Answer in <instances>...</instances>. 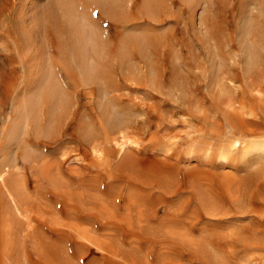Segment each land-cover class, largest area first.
Masks as SVG:
<instances>
[{
	"label": "rangeland",
	"instance_id": "1",
	"mask_svg": "<svg viewBox=\"0 0 264 264\" xmlns=\"http://www.w3.org/2000/svg\"><path fill=\"white\" fill-rule=\"evenodd\" d=\"M104 1L0 0V264H264V0Z\"/></svg>",
	"mask_w": 264,
	"mask_h": 264
},
{
	"label": "bare ground",
	"instance_id": "2",
	"mask_svg": "<svg viewBox=\"0 0 264 264\" xmlns=\"http://www.w3.org/2000/svg\"><path fill=\"white\" fill-rule=\"evenodd\" d=\"M65 2H68V0H64ZM106 1V0H105ZM104 1V2H105ZM71 3V2H70ZM64 6V5H63ZM70 6V5H69ZM69 10H71L72 8H68ZM72 10H74V9H72ZM71 10V11H72ZM68 14H70V13H68ZM73 14V13H72ZM70 16V15H69ZM75 16L76 15H74V18H75ZM70 20H74L73 18H70L69 19V21ZM82 20V19H81ZM252 20V19H251ZM75 21V20H74ZM70 22H72V21H70ZM252 22V21H251ZM73 24H74V22H73ZM76 24H79L77 21H76ZM252 24L253 23H249V25L247 26L248 27V30H246L245 29V32H247L248 31V33H246V35H247V37H251L252 36ZM84 25V24H83ZM77 26V25H76ZM75 26V27H76ZM82 27V26H81ZM86 27V26H85ZM254 27H256V26H254ZM253 27V28H254ZM76 29H77V27H76ZM82 29H83V27H82ZM86 29V28H85ZM256 29H257V27H256ZM263 29V31L262 32H264V28H262ZM93 30V29H92ZM92 30H90V31H92ZM254 30H255V28H254ZM78 31V30H77ZM81 31H83V30H81ZM87 32H88V29L86 30ZM85 31V32H86ZM261 31V30H260ZM259 31V32H260ZM84 32V36L82 35V33L81 32H79L78 34H81L79 37H80V39H78V40H80L81 41V43H80V45H81V48L80 49H78V50H75V52H74V55H75V57L79 60V65L78 66H80V72H81V74H82V76L85 78V79H89L90 80V78L96 73V71L98 70L97 68V64L95 65L94 64V62H91L90 60H92L91 58H90V55H89V53H88V48H87V46L89 45V39H88V37H85L86 36V34L87 33H85ZM93 32V31H92ZM254 32H256V31H254ZM97 34V33H96ZM91 35V34H90ZM89 35V37H91ZM260 35H262V37H264L263 35L264 34H262V33H260ZM256 36H258V34L256 35ZM255 36V37H256ZM254 37V36H253ZM257 38V37H256ZM256 38H249V42L247 43V41L245 42V45H246V43H247V48H246V50L244 51V52H246V60H247V66H248V68L249 69H251L252 67H254V64H256L257 62H255V60H256V52H257V50H255V43H253V41H255V40H253V39H256ZM247 39V38H246ZM94 40V39H93ZM263 40V39H262ZM97 41V40H96ZM94 42V41H93ZM259 42V41H258ZM262 42V41H261ZM78 43H79V41H78ZM260 43V42H259ZM94 44H95V42H94ZM76 45V44H75ZM95 45H97V44H95ZM257 46H259V45H257ZM75 47H77L78 48V46H75ZM73 48V49H77V48ZM261 47V46H260ZM259 47V48H260ZM263 47V49H261L262 51L264 50V45L262 46ZM93 48V47H92ZM96 49V48H95ZM95 51V50H94ZM90 52V51H89ZM96 52V51H95ZM94 52V54H96ZM99 52V51H98ZM259 52H261V51H259ZM264 52V51H263ZM73 53V52H72ZM91 54H93V51H91ZM93 54V56H95ZM98 54V53H97ZM258 54V53H257ZM259 54H262V53H259ZM258 54V55H259ZM257 55V56H258ZM92 56V55H91ZM101 56V55H100ZM99 56V57H100ZM260 56V55H259ZM263 58H264V56L263 55H261ZM260 56V57H261ZM75 58V59H76ZM95 59V58H94ZM259 60H260V58H259ZM245 61V60H244ZM258 61V60H257ZM98 62H99V60H98ZM246 62V61H245ZM263 62H264V60H263ZM260 63V62H259ZM259 63H257V64H259ZM100 64V63H99ZM256 64V65H257ZM263 63H260V67H261V65H262ZM98 66H100V65H98ZM247 66H245V68L247 67ZM258 66V65H257ZM256 66V67H257ZM256 67H254V68H256ZM260 67H258V71H256L255 69V71L256 72H259L260 71ZM248 68H246V69H248ZM253 69V68H252ZM42 71V70H41ZM248 71V70H247ZM249 72V71H248ZM247 73V72H246ZM249 75V74H248ZM252 76V75H251ZM250 77V76H249ZM37 82H36V84H35V86H34V88H33V90H32V93H30V94H28V99L27 100H24L25 102L23 103V105H22V111L20 112L21 113V115H22V118H24L25 120H24V123H26V120H28L30 117H33V115L34 114H37L38 112H37V110H38V107L41 105H43V104H46L47 105V111H48V113H49V117L51 118V117H53L56 113H58V112H60V110H61V108L63 107L64 109H65V107L63 106L64 104H65V97H66V88L64 87V85L59 81V78H58V68L57 67H54V66H51V67H48V68H46L45 70H43L42 72H39V75H38V77H37V80H36ZM66 103H68V102H66ZM264 104V103H263ZM262 104V106H264ZM259 107V106H258ZM63 110V109H62ZM263 110H264V108H263ZM117 111V110H116ZM37 112V113H36ZM129 113V112H128ZM130 114V113H129ZM21 115H19V117L21 116ZM59 115V114H58ZM61 115V114H60ZM48 117V116H47ZM111 117V116H110ZM125 117V116H124ZM131 117V116H130ZM54 118V117H53ZM132 119V118H131ZM19 120V119H18ZM18 120H16V122L18 121ZM35 120V119H34ZM130 120V119H129ZM21 121V120H20ZM37 121V120H36ZM39 121V120H38ZM46 121V120H45ZM50 121V120H49ZM29 122V121H28ZM32 122H33V120H32ZM48 122V121H47ZM46 122V123H47ZM123 122H124V120H123ZM125 123H127V122H125ZM129 123H130V121H129ZM17 124V123H16ZM55 124V123H54ZM131 124V123H130ZM13 125V124H12ZM38 125V124H37ZM36 125V126H37ZM52 125V124H51ZM112 125V124H111ZM19 126V125H18ZM25 126V124L22 126V127H24ZM52 127V126H51ZM117 127V126H116ZM126 127H127V124H126ZM47 128V127H46ZM118 128V127H117ZM13 129L16 131L18 128L17 127H13ZM21 130V129H20ZM16 132H18V131H16ZM13 133V132H12ZM15 136V135H14ZM12 193V192H11ZM15 200V199H14ZM14 204V203H13ZM18 207V206H17Z\"/></svg>",
	"mask_w": 264,
	"mask_h": 264
}]
</instances>
